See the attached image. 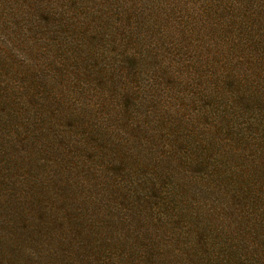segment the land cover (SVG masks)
<instances>
[{
	"label": "rangeland",
	"instance_id": "374dc122",
	"mask_svg": "<svg viewBox=\"0 0 264 264\" xmlns=\"http://www.w3.org/2000/svg\"><path fill=\"white\" fill-rule=\"evenodd\" d=\"M0 264H264V0H0Z\"/></svg>",
	"mask_w": 264,
	"mask_h": 264
},
{
	"label": "trees",
	"instance_id": "16d2710c",
	"mask_svg": "<svg viewBox=\"0 0 264 264\" xmlns=\"http://www.w3.org/2000/svg\"><path fill=\"white\" fill-rule=\"evenodd\" d=\"M117 148V147H116ZM74 194H73V192H71V194L68 196V198L67 199H69L70 197H72ZM66 199V200H67ZM71 199V198H70ZM68 206H69V204H68ZM75 206V208H77L78 207V205L76 206V205H74ZM74 206H72L71 208H74ZM70 207L68 208V209H71ZM68 209H66V210H68ZM77 214L78 213H72V215H74V217H77ZM70 219V218H69ZM68 219V220H69ZM66 222H68V221H66Z\"/></svg>",
	"mask_w": 264,
	"mask_h": 264
}]
</instances>
